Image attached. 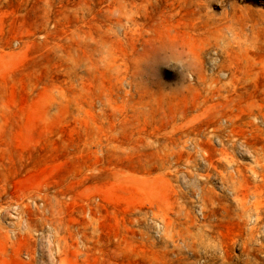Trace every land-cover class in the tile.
Listing matches in <instances>:
<instances>
[{"label": "rangeland", "instance_id": "rangeland-1", "mask_svg": "<svg viewBox=\"0 0 264 264\" xmlns=\"http://www.w3.org/2000/svg\"><path fill=\"white\" fill-rule=\"evenodd\" d=\"M46 230L53 264H264V0H0V264Z\"/></svg>", "mask_w": 264, "mask_h": 264}, {"label": "built area", "instance_id": "built-area-1", "mask_svg": "<svg viewBox=\"0 0 264 264\" xmlns=\"http://www.w3.org/2000/svg\"><path fill=\"white\" fill-rule=\"evenodd\" d=\"M28 211H44V213H49L44 199L37 196H29L23 199H14L5 205V210H3V223L12 238L16 237L24 230L27 223L26 214ZM40 237L44 238V240L41 243H37L35 253L40 256H47L49 264H53V260H51L53 258V236L51 230L38 232L37 238Z\"/></svg>", "mask_w": 264, "mask_h": 264}]
</instances>
